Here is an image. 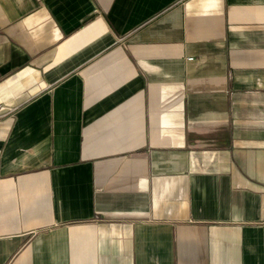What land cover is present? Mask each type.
Instances as JSON below:
<instances>
[{"label":"crops","instance_id":"1","mask_svg":"<svg viewBox=\"0 0 264 264\" xmlns=\"http://www.w3.org/2000/svg\"><path fill=\"white\" fill-rule=\"evenodd\" d=\"M0 264H264V0H0Z\"/></svg>","mask_w":264,"mask_h":264}]
</instances>
